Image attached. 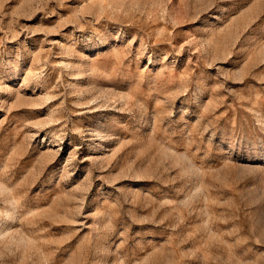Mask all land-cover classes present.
Returning <instances> with one entry per match:
<instances>
[{
  "label": "rangeland",
  "instance_id": "374dc122",
  "mask_svg": "<svg viewBox=\"0 0 264 264\" xmlns=\"http://www.w3.org/2000/svg\"><path fill=\"white\" fill-rule=\"evenodd\" d=\"M0 264H264V0H0Z\"/></svg>",
  "mask_w": 264,
  "mask_h": 264
},
{
  "label": "clouds",
  "instance_id": "9594fccd",
  "mask_svg": "<svg viewBox=\"0 0 264 264\" xmlns=\"http://www.w3.org/2000/svg\"><path fill=\"white\" fill-rule=\"evenodd\" d=\"M93 224H88L89 227H92ZM113 227V224H112V221L109 220L107 223H105L102 228L100 225L96 224V228L99 230V231H109L110 229H112Z\"/></svg>",
  "mask_w": 264,
  "mask_h": 264
}]
</instances>
